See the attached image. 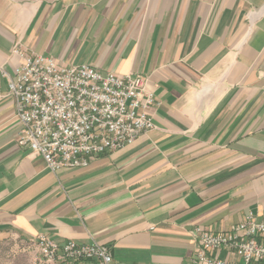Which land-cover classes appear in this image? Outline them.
Wrapping results in <instances>:
<instances>
[{"label": "crops", "instance_id": "crops-1", "mask_svg": "<svg viewBox=\"0 0 264 264\" xmlns=\"http://www.w3.org/2000/svg\"><path fill=\"white\" fill-rule=\"evenodd\" d=\"M16 46L145 75L155 128L52 172L18 146ZM250 213L264 215V0H0V240L38 250L44 234L105 244L111 264H192L196 227Z\"/></svg>", "mask_w": 264, "mask_h": 264}, {"label": "built area", "instance_id": "built-area-1", "mask_svg": "<svg viewBox=\"0 0 264 264\" xmlns=\"http://www.w3.org/2000/svg\"><path fill=\"white\" fill-rule=\"evenodd\" d=\"M14 53L23 60L9 84L20 124L18 146L41 155L52 172L88 166L155 128L156 96L145 75L64 65L20 46ZM192 234L197 243L192 264H264V215L250 213L223 231L196 227ZM36 243L44 264L113 260L111 248L97 242L59 243L41 234Z\"/></svg>", "mask_w": 264, "mask_h": 264}, {"label": "rangeland", "instance_id": "rangeland-1", "mask_svg": "<svg viewBox=\"0 0 264 264\" xmlns=\"http://www.w3.org/2000/svg\"><path fill=\"white\" fill-rule=\"evenodd\" d=\"M39 250L19 239L0 240V264H44Z\"/></svg>", "mask_w": 264, "mask_h": 264}]
</instances>
